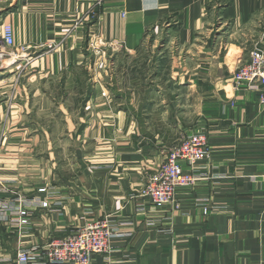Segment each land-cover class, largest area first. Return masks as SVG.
<instances>
[{"label":"crops","instance_id":"1","mask_svg":"<svg viewBox=\"0 0 264 264\" xmlns=\"http://www.w3.org/2000/svg\"><path fill=\"white\" fill-rule=\"evenodd\" d=\"M97 2L0 0L21 74H0V264H45L41 247L103 217L116 235L91 264H264V111L232 78L264 54V0ZM159 33L196 97L177 133L204 134L209 155L155 207L139 189L165 151L109 97L88 42L131 56Z\"/></svg>","mask_w":264,"mask_h":264},{"label":"built area","instance_id":"2","mask_svg":"<svg viewBox=\"0 0 264 264\" xmlns=\"http://www.w3.org/2000/svg\"><path fill=\"white\" fill-rule=\"evenodd\" d=\"M97 3L100 4L101 0ZM88 48H92L95 55H101L105 51V47L97 45L95 39L89 40ZM24 50L25 47L21 46L20 51ZM13 52L17 57L19 51L16 48L14 26L8 21H2L0 60L10 57ZM232 78L236 89L257 91L258 102L264 111V54L257 46L249 51L248 60L237 67ZM208 155L204 134L197 131L181 134L178 143L166 153L165 159L146 175L139 194L155 207L172 204L176 188L191 186L195 182L196 175L192 171ZM184 164L190 169H185ZM206 210L205 208L204 211ZM19 214L23 217L26 211L20 210ZM20 222L26 221L22 218ZM115 235L114 225L108 218L103 217L85 222L65 236L41 247L38 256L45 264H91L92 255L108 253L111 250L110 241ZM30 261L31 257L26 250L17 251L16 264H29Z\"/></svg>","mask_w":264,"mask_h":264},{"label":"rangeland","instance_id":"3","mask_svg":"<svg viewBox=\"0 0 264 264\" xmlns=\"http://www.w3.org/2000/svg\"><path fill=\"white\" fill-rule=\"evenodd\" d=\"M151 38L131 56L125 51L105 49L97 71L113 102L119 107L131 106L129 102H132L138 110L137 120L146 121L141 126L140 137L158 140L160 150L166 154L178 143L181 135L177 126L180 121L187 124L190 115L186 113L196 97L187 80L181 79L184 71L177 62L175 49L166 46V36L159 33ZM15 57L14 53L0 60V71L6 70L0 73L4 77L12 75L13 71L9 70L15 64L11 63ZM16 72L14 85L21 80V74Z\"/></svg>","mask_w":264,"mask_h":264}]
</instances>
